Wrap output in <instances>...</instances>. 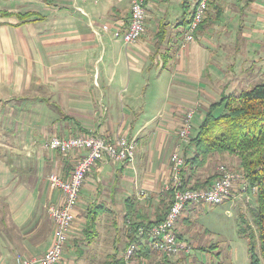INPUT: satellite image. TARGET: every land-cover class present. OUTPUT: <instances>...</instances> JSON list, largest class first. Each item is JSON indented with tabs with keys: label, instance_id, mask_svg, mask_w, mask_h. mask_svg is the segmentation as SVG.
<instances>
[{
	"label": "crops",
	"instance_id": "0c3cea01",
	"mask_svg": "<svg viewBox=\"0 0 264 264\" xmlns=\"http://www.w3.org/2000/svg\"><path fill=\"white\" fill-rule=\"evenodd\" d=\"M196 1L147 0L146 30L132 45L122 39L130 22L129 0H17L19 8L5 10L30 12L35 21L0 20L1 94L17 101L18 118L27 111L31 117L29 123L15 122L19 129L30 130L17 143L16 152L9 143H0V264L38 259L52 246L49 209L61 205L62 196L50 188L48 178L52 174L69 178L82 155L45 150L44 144L53 137H77L85 131L110 138L120 134L139 144L133 164L106 159L87 176L69 232V243L76 250L70 245L61 264H77L76 255L84 256L71 240L80 234L85 240L87 228L93 235L92 243L85 240L90 255L96 256L104 241L126 240L128 247L132 237L128 212L141 199L139 193L149 200L138 204L156 210L145 223L156 220L160 193L170 184H166L169 176L171 180L169 158L180 145L173 130L181 128L187 114L181 109H190L196 98L185 83L177 84L178 75L195 73L194 65L206 56L203 33L213 21L224 18L216 20V12L207 15L204 31L183 50L177 27L182 14L173 16L178 15L177 4L184 14L183 8L192 11ZM254 3L246 0V7ZM161 24L167 25L162 43ZM252 29L240 23L236 31H228L235 33L230 43L264 44L263 31L255 30L259 37L251 40L250 34H243ZM225 157L212 156L194 179L219 174ZM197 209L188 207L181 220ZM92 210L97 219L89 228ZM116 251L120 255L116 247L107 256Z\"/></svg>",
	"mask_w": 264,
	"mask_h": 264
},
{
	"label": "rangeland",
	"instance_id": "374dc122",
	"mask_svg": "<svg viewBox=\"0 0 264 264\" xmlns=\"http://www.w3.org/2000/svg\"><path fill=\"white\" fill-rule=\"evenodd\" d=\"M16 1L17 0H0V11L19 8V5L15 3ZM213 2L215 6L224 9V18L220 23L213 21L207 26L206 32L203 33L204 44H201V46L204 47L206 56H204L198 64L194 65V75L192 73H190L192 75L188 76L179 74L178 77L181 79L177 81L178 85H181V82L185 83L189 90L196 95L194 104H190L192 105L190 106V109H181V111H185V113L194 112L192 132L197 124H200V115L204 114L211 104L219 101L222 93H226L227 95H237L256 83L264 82V44H232L230 43V40L235 33H228V31H236L240 23L244 22L245 27H251L254 29L249 32L246 31L243 34H250V40L259 37V34H255V30L264 32V0L255 2L248 7H246V0H213ZM176 11L178 15L176 14L173 17H180L181 14L183 16V10L178 4L176 5ZM215 12V8H210L208 11L209 15L207 14L208 17L211 15L214 16ZM172 14L173 12L171 15ZM189 17L190 14L188 15V18ZM173 20H175V18L169 21L173 24L175 23ZM178 29L182 32L179 35L178 41H182L187 28L186 26H181ZM243 30L245 31L244 28ZM197 39L196 36L194 41L188 43L187 46L196 42ZM1 89L2 87L0 86V143L4 141L9 143L13 147V151L15 149L16 152L19 149L17 143L29 136L30 130L26 131L25 129H19L15 122L24 121L29 123L31 117L27 111L22 114V118H18V115L20 114L14 107L17 105V101L5 95L3 96V94H1ZM6 91H8V89H6ZM180 114H182V112H180ZM179 130L180 129L173 130V133L176 135L178 134V140L180 141ZM2 137L5 139H1ZM2 148L9 150L5 147ZM22 148L29 147L28 145H23ZM23 149L21 152L25 151ZM176 149L177 150L174 153L178 151L177 147ZM174 153H172L168 162L170 175L172 156ZM18 162L19 161H13L12 163L19 164ZM220 163L223 164L221 166L225 167L228 171L232 170L235 174H243L239 168L241 160L238 156H227L223 158V161ZM216 164L218 165L217 161ZM169 183L170 176L166 184ZM238 189L240 190L241 187H238ZM239 190L234 194V198L226 203L218 206L201 204L193 214H189L186 219L181 220L180 224L183 226L182 229L179 228V235L181 234V239L186 241L192 247L193 253L190 257L182 256L179 259L180 261H174L173 264H251L249 240L240 232V228L243 226L245 227V225L241 224L240 217L243 215L249 225L255 228L249 211L250 208L256 206V193H252L253 191L250 188L247 192ZM165 193L166 192L160 193L161 198L164 199L165 205L162 208L161 206H158V209L156 208L157 211L165 209L169 203V198ZM142 194L143 193L138 194L141 198L139 200L142 201H139L138 198L137 200L135 199L136 204L131 208V213H136L137 218L144 217L149 219L150 214L154 213L156 210L153 206L147 208L138 204L149 200H143L142 198L145 197H143ZM115 217L120 221L122 219V215ZM50 218L51 217L49 216V219ZM128 220H126V226ZM130 221L132 222V220ZM82 238L83 236L80 234L71 240L76 246H79V248L85 252L82 257L76 255L77 264H104L108 257L107 254L114 251L116 247H118V250L120 251V257L123 256L127 247H125L126 240L122 242H117V240L104 241L99 246V248L102 247L103 249L98 252L94 250L96 251V256H94L90 255L91 251L87 250V246L85 245L86 242ZM70 245L74 248L73 250H76L73 243H69L68 239L66 253L68 252ZM212 246H215V248L212 249ZM202 247L211 249L210 251L203 252L200 249ZM91 250H93V248H91ZM257 255L259 256V250H257ZM148 258L156 260V257L154 256L149 255ZM21 260H25V258H22ZM258 264H264V261L261 259Z\"/></svg>",
	"mask_w": 264,
	"mask_h": 264
},
{
	"label": "built area",
	"instance_id": "2783aa9c",
	"mask_svg": "<svg viewBox=\"0 0 264 264\" xmlns=\"http://www.w3.org/2000/svg\"><path fill=\"white\" fill-rule=\"evenodd\" d=\"M147 0H129L130 22L127 31L122 35L126 45L137 43L146 30ZM211 0H197L193 6V12L189 19L187 31L184 35L182 49L194 41L195 33L207 18ZM103 29H108L104 26ZM194 112L186 114L179 130V149L172 156L170 184L164 188V192L173 191L172 204L167 212L165 220L155 226L138 231V240L130 241L124 254V264H173L183 257H190L192 247L183 241L178 233V223L190 206L198 207L201 204L218 206L234 198L239 190L247 192L249 184L244 175L235 174L225 167L219 169L220 177L213 182L208 189H183L182 172L185 166L183 148H186L191 139ZM137 140L118 134L115 138L103 134L82 135L71 138L53 137L44 147L51 152L63 155L81 154L76 167L69 178L52 174L49 178V186L58 191L62 196V204L49 209V215L55 225L54 241L51 248L36 260H19V264H61L69 239V232L75 221V210L78 204L80 192L87 176L92 172L96 164L109 159L114 162L133 164L137 151ZM182 148V149H181ZM240 191V190H239ZM256 193V189H252ZM144 197L145 195L142 194ZM236 197V196H235ZM142 246H146L151 260L143 254Z\"/></svg>",
	"mask_w": 264,
	"mask_h": 264
},
{
	"label": "trees",
	"instance_id": "16d2710c",
	"mask_svg": "<svg viewBox=\"0 0 264 264\" xmlns=\"http://www.w3.org/2000/svg\"><path fill=\"white\" fill-rule=\"evenodd\" d=\"M256 1L259 0H247L248 3ZM212 7L216 11L215 19L220 20L223 15V9L215 6L213 0L210 3V8ZM183 9L184 14L179 21L178 28L181 26L188 27L189 19L193 12V8L192 11L185 7ZM189 14L190 17L188 18ZM0 16L15 18L20 24L35 21L31 20L33 14L30 12L0 11ZM208 22L209 18H206L196 31L195 36L204 31V27ZM160 27L162 31L158 34V37L159 41H161L160 43H162L166 35L164 29H166L167 25L161 24ZM83 133L82 135H95V133L85 131ZM215 155L238 156L241 160L239 168L249 184L248 190L249 188L256 189V206L250 208L249 211L255 228L249 225L246 218L241 215V224L245 225V227L240 228V232L249 240L251 264H258L261 259L264 261V82L256 83L237 95L222 93L220 100L211 104L204 112L201 123L194 128L190 143L183 151L185 158V166L182 172L183 189L200 190L211 187L213 182L220 177L219 174L211 175L204 180H196L194 177L197 171L203 168L209 159ZM221 167L223 166L219 168ZM165 194L169 198L168 207L166 206L165 209L158 211L156 220L149 221L147 222L148 224L145 223L148 221L146 218H137L136 213H131L132 207L130 208L128 218L132 220L131 241L138 240L140 242V239L137 238L140 228L144 227L147 229L165 220L172 204L174 193L173 191H167ZM164 205L165 202L162 199L161 208ZM96 219L97 212L92 210L88 216L89 228L95 225ZM85 240L89 244L93 240V235L88 228L85 231ZM211 248L214 249L215 246ZM211 248L202 247L200 249L203 252H207ZM142 250L144 255L149 256L146 246H142ZM257 250H259V256L257 255ZM104 264H124V257H120L118 251H116L112 256L107 257Z\"/></svg>",
	"mask_w": 264,
	"mask_h": 264
}]
</instances>
